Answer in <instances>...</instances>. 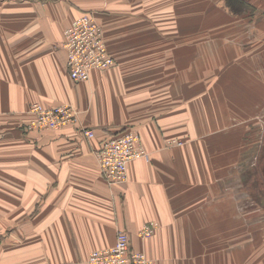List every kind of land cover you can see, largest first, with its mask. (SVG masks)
<instances>
[{"label":"crops","instance_id":"0c3cea01","mask_svg":"<svg viewBox=\"0 0 264 264\" xmlns=\"http://www.w3.org/2000/svg\"><path fill=\"white\" fill-rule=\"evenodd\" d=\"M205 10L219 25L202 10L196 20L195 0H0V264H86L119 231L155 264H264V231L244 236L239 200L226 194L213 151L223 137L211 145L227 116L205 37L223 10ZM84 13L117 65L75 82L64 32ZM33 103L71 105L77 121L29 131ZM127 131L150 158L109 185L96 151ZM149 223L156 231L142 239Z\"/></svg>","mask_w":264,"mask_h":264},{"label":"rangeland","instance_id":"374dc122","mask_svg":"<svg viewBox=\"0 0 264 264\" xmlns=\"http://www.w3.org/2000/svg\"><path fill=\"white\" fill-rule=\"evenodd\" d=\"M209 5L211 11L220 5L224 13L220 30L216 27L205 38L213 43L207 63L210 81L225 87L213 96L225 105L227 116L226 127H212L211 145L216 147L215 138L223 137L219 149L213 151L226 168V194L239 200L237 211L245 236L251 230L264 231V188L258 181L264 157V0H195L196 20H200L199 10L204 13ZM201 20L210 22L212 28L219 25L214 18L208 21L206 13Z\"/></svg>","mask_w":264,"mask_h":264},{"label":"built area","instance_id":"2783aa9c","mask_svg":"<svg viewBox=\"0 0 264 264\" xmlns=\"http://www.w3.org/2000/svg\"><path fill=\"white\" fill-rule=\"evenodd\" d=\"M63 48L67 54V67L75 82L90 79L92 71H108L117 65L110 55L102 26L94 13H84L65 30ZM32 116L27 130L43 132L58 131L77 121L79 112L71 105L45 106L33 103L28 109ZM90 138L94 131L85 130ZM141 136L135 131L110 136L96 151L100 171L109 185L124 184L129 179V164L136 160H149ZM157 228L156 223L144 225L140 232L142 239L150 238ZM86 264H155L144 251L131 246L130 237L119 231L113 246L91 252Z\"/></svg>","mask_w":264,"mask_h":264},{"label":"flooded vegetation","instance_id":"af4514ba","mask_svg":"<svg viewBox=\"0 0 264 264\" xmlns=\"http://www.w3.org/2000/svg\"><path fill=\"white\" fill-rule=\"evenodd\" d=\"M261 160H262V163L260 167L258 168V181H260V186L264 188V157Z\"/></svg>","mask_w":264,"mask_h":264}]
</instances>
